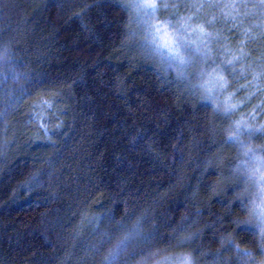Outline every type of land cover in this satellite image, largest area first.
<instances>
[{"label": "trees", "instance_id": "trees-1", "mask_svg": "<svg viewBox=\"0 0 264 264\" xmlns=\"http://www.w3.org/2000/svg\"><path fill=\"white\" fill-rule=\"evenodd\" d=\"M139 39L121 0H0V264L260 263L220 95Z\"/></svg>", "mask_w": 264, "mask_h": 264}, {"label": "rangeland", "instance_id": "rangeland-1", "mask_svg": "<svg viewBox=\"0 0 264 264\" xmlns=\"http://www.w3.org/2000/svg\"><path fill=\"white\" fill-rule=\"evenodd\" d=\"M146 2H156L158 5L161 3L171 4L173 7L160 8L155 16L151 17L145 15L143 11L131 7L134 4ZM204 2L224 4L235 3L238 0H121V3L129 12L130 23L132 24L135 37L138 36L142 45L155 54L161 62H164V69L171 72L178 79L184 78L191 90L202 87L203 84L210 85L209 78L220 74L219 69L224 67L227 59H231L228 52L239 55V50H241V45H243L242 50L247 53V56L241 63L237 64L234 72L223 73V77L228 83L227 88L220 95V99L223 102L231 97V105L235 111L227 118L233 120L234 127L242 124L247 128L264 129V65L260 63V61L264 60V54H262L264 50L260 49L258 55H256V50L254 49V44L259 40L262 42L264 35L251 28V25L261 23L258 16L250 17L244 22V27L250 29L251 36L254 39L249 40L243 37L242 32H238L231 24H226L221 20L216 24L215 28H205L206 31L218 34L219 39L218 43L211 44L209 49L206 50L208 51L207 58L203 57V53L197 54L193 52L191 57H186L190 62L184 65L171 63L168 59L166 44L174 33L173 25L176 28L181 27L183 20L188 16L196 19V11L194 9L189 10L187 7L177 8L175 5ZM251 2L259 3V0H251ZM206 11L212 12L213 15H220L222 10ZM209 18L211 19V16ZM164 21H169V23L165 24ZM196 26L194 25V27ZM189 36L194 40L198 39L194 33H189ZM195 47L196 44L194 43L193 48ZM199 65L202 69H199ZM188 73L192 76H188ZM188 78L193 82L201 81L202 84H194ZM239 79H242V81ZM235 81L239 85H235L237 89L233 93V88L230 89L229 86L234 85ZM222 110V114L225 115L224 109ZM240 140L241 144H234L236 159L233 168L230 169L227 175V179L236 185L237 190L244 197L246 209L248 210V220L245 226H254L258 217L253 216V211L257 206L264 203V184L261 183L264 180V171L255 170L257 165L249 155H246V152L255 151L257 155L264 158V131H259L251 137L244 132L240 136ZM258 237L260 239L259 235ZM261 257L259 264H264V256ZM156 264H181V261L165 260Z\"/></svg>", "mask_w": 264, "mask_h": 264}, {"label": "snow or ice", "instance_id": "snow-or-ice-1", "mask_svg": "<svg viewBox=\"0 0 264 264\" xmlns=\"http://www.w3.org/2000/svg\"><path fill=\"white\" fill-rule=\"evenodd\" d=\"M131 7L141 10L145 15L151 17L155 16L160 8H171V4H157L156 2H146L141 4H134ZM175 7H187L189 10L194 9L196 11V19L192 16H188L183 20L181 27L176 28L173 25L174 33L172 34L169 42L166 44L167 56L171 63L184 65L189 63V59L193 52L200 54L203 53V57H208L209 46L213 43H218V34L210 31H206L205 28H215L216 24L223 20L226 24H231L238 32H242L243 37L251 40L254 37L251 36L249 28L244 27V22L250 17L258 16L261 23L251 25L252 29L259 31L264 35V0H259V3H253L251 0H238L235 3H193L187 5H175ZM206 10H222L220 15H213L212 12ZM255 10V11H253ZM211 16V19L209 18ZM168 24L169 21H164ZM194 25H197L194 27ZM189 33H194L198 39L194 40ZM196 47L193 48V44ZM239 50V55L228 52L231 59H227L224 67L219 69L218 75L212 78V86L202 85L206 93L205 98L207 100L215 101L219 95L223 94V91L227 88V80L224 79V72H234L237 64L241 63L247 53L243 50ZM183 53V54H182ZM218 63V62H217ZM241 74V73H237ZM206 75V74H202ZM224 107L225 116L231 115L235 109L231 105V97L222 102ZM264 131V129H252L244 127L242 124H238L232 129V135L229 137V142L233 144H241L240 136L246 132L249 137L256 135L257 132ZM246 147V146H245ZM246 155H249L252 160L255 161L257 167L256 171H264V158L257 155L255 151H248ZM264 184V180L261 181ZM253 216L258 217L254 226H241V231L251 232L253 235L260 236L259 255L264 256V203L257 206L253 211ZM222 251L215 254L216 264H230V261L225 260L224 254L232 251L236 254L237 260H243L246 262L250 258H254L252 252H242L239 247L233 245L230 241L226 245L222 244ZM181 264H193L190 256H183L180 258ZM253 264L255 261L253 259Z\"/></svg>", "mask_w": 264, "mask_h": 264}]
</instances>
